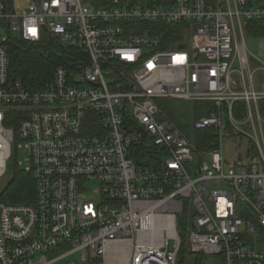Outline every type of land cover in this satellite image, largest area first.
Instances as JSON below:
<instances>
[{"label": "built area", "instance_id": "built-area-1", "mask_svg": "<svg viewBox=\"0 0 264 264\" xmlns=\"http://www.w3.org/2000/svg\"><path fill=\"white\" fill-rule=\"evenodd\" d=\"M258 21L264 0H30L22 13L0 0V181L22 149L37 187L33 203L0 199V264L79 253L178 264L182 236L190 253L264 264V61L246 35ZM187 22L177 46L164 37ZM15 33L60 48L44 86L10 81L5 42ZM163 99L212 105L193 123L213 130L211 150L171 122ZM237 138L249 146L229 159L225 143ZM145 140L159 169L134 160Z\"/></svg>", "mask_w": 264, "mask_h": 264}, {"label": "trees", "instance_id": "trees-1", "mask_svg": "<svg viewBox=\"0 0 264 264\" xmlns=\"http://www.w3.org/2000/svg\"><path fill=\"white\" fill-rule=\"evenodd\" d=\"M217 0H209L214 4ZM9 9L12 0H8ZM189 28L192 33V24L187 22L175 26L172 35H165L174 46L180 42L182 34ZM246 35L250 37L264 38V21L249 23L246 27ZM179 46H182L179 44ZM5 48L9 56L10 69L9 78L13 83L21 82L27 90H33L44 86L53 78L55 67L60 63L58 53L60 48L51 41L32 44L26 42L19 36L9 35L5 42ZM159 106L171 122L189 139L199 150L209 151L214 138L213 130L197 131L193 136V123L195 120L209 115L212 105L205 102H186L181 100H160ZM241 156V151L238 152ZM251 151H248L250 154ZM160 153L149 140L134 150V160L143 169L156 170L160 164L156 162ZM158 167V168H157ZM37 187L31 173L15 168L13 177L8 183L0 199L11 204H29L36 200ZM183 246L179 252L178 264H206V256L189 253L186 255L187 246L182 236ZM187 256V257H186ZM223 264V261L220 262Z\"/></svg>", "mask_w": 264, "mask_h": 264}, {"label": "rangeland", "instance_id": "rangeland-1", "mask_svg": "<svg viewBox=\"0 0 264 264\" xmlns=\"http://www.w3.org/2000/svg\"><path fill=\"white\" fill-rule=\"evenodd\" d=\"M30 4V0H14L12 2V11L17 12V13H22L25 12ZM15 36L17 33L14 34ZM3 36H6L5 33H3ZM248 36V35H247ZM248 47L254 55H256L258 58L262 59L264 61V38L259 39V37L253 38L248 36ZM258 78H262V75L259 74ZM193 136H196L198 132L193 129L192 130ZM249 142L247 139H240L237 138L235 141L233 140H227L225 143L224 151L225 155L229 159H234L236 157V153L239 151H242L246 148H248ZM27 155L20 149L17 153L13 155V158L10 160L8 164V174L5 177V179L0 181V195L3 193L4 189L8 185V183L11 181L14 170L15 168L20 169V170H26L27 169V164L25 162ZM98 187L99 183L98 182H91L88 184V190H89V195H91V199L94 202L98 201ZM68 249L66 247H61L59 249H56L48 255L50 259H54L56 257H59L60 255H63L66 253ZM190 253L189 249L187 248L186 255ZM186 256V257H187ZM87 260L83 261V256L82 254H73L69 257H66L65 259L58 261L55 264H98V263H92L90 262L89 255H87ZM222 257L220 256H213V257H206V264H220L222 261Z\"/></svg>", "mask_w": 264, "mask_h": 264}, {"label": "bare ground", "instance_id": "bare-ground-1", "mask_svg": "<svg viewBox=\"0 0 264 264\" xmlns=\"http://www.w3.org/2000/svg\"><path fill=\"white\" fill-rule=\"evenodd\" d=\"M158 168V167H157Z\"/></svg>", "mask_w": 264, "mask_h": 264}]
</instances>
